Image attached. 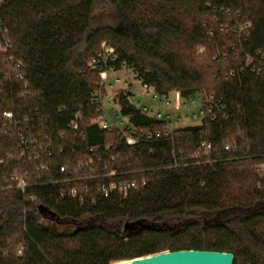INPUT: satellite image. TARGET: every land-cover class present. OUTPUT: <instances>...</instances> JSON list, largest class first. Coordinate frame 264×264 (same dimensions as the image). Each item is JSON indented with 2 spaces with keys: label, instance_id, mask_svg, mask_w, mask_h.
Segmentation results:
<instances>
[{
  "label": "trees",
  "instance_id": "trees-1",
  "mask_svg": "<svg viewBox=\"0 0 264 264\" xmlns=\"http://www.w3.org/2000/svg\"><path fill=\"white\" fill-rule=\"evenodd\" d=\"M207 5L240 13L252 24L251 48L264 51V0H0V42H10L7 55L21 64L27 83L24 89L0 75L2 110L38 109L54 132H64L60 144L75 153L51 169L79 164L91 147H108L112 167L125 173L114 179L144 181L126 198L94 194L95 205L81 208L59 199L60 186L32 189V202L0 191V247L14 240L24 248L9 264H120L176 251L231 253L233 264H264V170L256 171L264 166V78L213 77L212 58L226 53L231 40L206 35ZM103 43L116 56L115 68L132 67L161 95L186 99L205 89L222 97L228 119L179 129L172 144L155 146L130 147L120 133L88 125L99 72L87 63ZM194 47L203 50L201 63L192 58ZM5 64L0 57V70ZM120 104L134 127L165 129ZM76 112L81 140L65 131ZM227 140L236 143L234 152L224 150ZM12 141L0 136V157L13 153ZM204 141L212 146L209 158L171 167L172 150L192 155ZM14 168L15 162L0 166V183ZM23 228L26 234L13 239Z\"/></svg>",
  "mask_w": 264,
  "mask_h": 264
},
{
  "label": "built area",
  "instance_id": "built-area-1",
  "mask_svg": "<svg viewBox=\"0 0 264 264\" xmlns=\"http://www.w3.org/2000/svg\"><path fill=\"white\" fill-rule=\"evenodd\" d=\"M201 26L208 37L222 35L231 40L226 53L212 58L218 66L217 72L213 74L214 78L233 79L246 73L264 78V51L251 48L250 45L251 22L244 19L240 13L207 5L202 14ZM10 49L9 41L0 42V57L8 64V72L3 76L7 80L13 76L22 88L26 89L27 83L20 73L21 64L15 63L13 58L7 55ZM115 61L114 52L103 43L87 63L88 68L99 72L101 80L99 88L89 99L95 116L87 123L97 125L102 131L120 133L127 146L172 144L173 133L187 128L177 127L184 120L197 121V124L192 126H198L207 119L212 122L228 119L227 107L222 97L205 89H199L186 99H183L179 92L161 95L153 86L144 83L132 67L120 64L115 68L111 64ZM111 76H114L113 83L121 81L122 76L128 79L125 78L122 82L123 87L116 91L114 85L109 83ZM24 96L25 93L20 94V97ZM122 100L146 119L165 124V129L147 130L134 127L130 123V117L121 113ZM16 111L18 110L3 111L0 106V136L11 137L13 140V153L0 157V166L6 162L16 163V168L2 178L0 191H16L25 201L32 202L35 198L32 189L60 186L59 199L81 208L86 204L95 205L94 194L107 197L111 193H118L126 198L144 186L143 180L114 179L125 173L118 172L120 168L117 166L112 167L110 159L107 158L108 147L102 151L91 147L87 150L84 161L79 164L62 163L56 165L55 170L51 169L56 160L59 158L65 160L75 153L74 150L66 149L60 144L66 140L64 132H54L50 122L38 109L22 113ZM80 120V112L73 114L65 131L72 132L81 140L84 132L80 128ZM236 147L232 140L224 142V150L227 153L234 152ZM196 152H201V157L192 158L191 153L180 151L175 153L172 150L171 167L175 168L178 161L187 163L191 159L199 161L202 157L209 158L212 146L204 141ZM262 170L264 166L256 169L258 172ZM23 234H26L25 228L13 239ZM23 251L22 245H15L14 240L8 241L0 247V264H9L11 255L20 256Z\"/></svg>",
  "mask_w": 264,
  "mask_h": 264
},
{
  "label": "water",
  "instance_id": "water-1",
  "mask_svg": "<svg viewBox=\"0 0 264 264\" xmlns=\"http://www.w3.org/2000/svg\"><path fill=\"white\" fill-rule=\"evenodd\" d=\"M127 264H233V255L212 251L163 252L133 259Z\"/></svg>",
  "mask_w": 264,
  "mask_h": 264
},
{
  "label": "rangeland",
  "instance_id": "rangeland-1",
  "mask_svg": "<svg viewBox=\"0 0 264 264\" xmlns=\"http://www.w3.org/2000/svg\"><path fill=\"white\" fill-rule=\"evenodd\" d=\"M190 19H191V17L187 15L186 16V23L188 25L191 24V20ZM6 41H8V40H6ZM202 52H203L202 49H198V48H195V47H194V49L192 48V51H191L192 58L195 59V61L197 63H201L202 60H205V58L201 55ZM7 67H8V64L6 63L5 66H4V68H3V70H0V75H2V77L4 79H5V77L3 75L8 72ZM118 77L120 78V75ZM98 78H99V85H100L101 80H100V77L99 76H98ZM125 78L126 77L122 76V80L121 81L118 80L119 82L116 81L117 83H113L114 76H111L109 78V83H112L114 85L116 91H119V89H121L123 87L122 82L125 81ZM126 79H128V78H126ZM208 80H209V78H208V75H207V77H205L206 83H208ZM200 86L202 87V85H199V87ZM196 124H197V121H191L190 119H188V120H184L183 122H181L180 124H178L177 127L178 128L179 127L182 128V127H185V126L188 127V126H192V125H196ZM191 156H192V158H199V157H201V152H194V153H192ZM121 262H124V263H120V264H127L128 263L127 261H121Z\"/></svg>",
  "mask_w": 264,
  "mask_h": 264
}]
</instances>
